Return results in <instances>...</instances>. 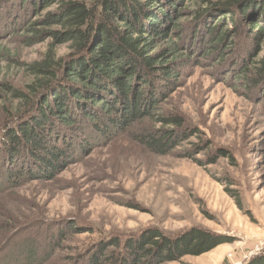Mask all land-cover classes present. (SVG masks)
<instances>
[{"label": "trees", "instance_id": "16d2710c", "mask_svg": "<svg viewBox=\"0 0 264 264\" xmlns=\"http://www.w3.org/2000/svg\"><path fill=\"white\" fill-rule=\"evenodd\" d=\"M49 7L20 27L24 46L48 42L39 59L21 62L0 51V193L51 180L118 134L134 133L154 153H168L189 136L200 135L181 113L161 105L195 50L206 48L203 56L214 55L218 62H225L235 47L244 56L255 53L252 58L262 52L264 0H20L16 10L35 16ZM9 11L3 17L9 18ZM17 16L12 25L0 22L1 28H19ZM63 45L67 52L58 54ZM8 61L20 65L26 82L16 84L1 75V64ZM251 62L243 64L239 77L257 96L264 93V52ZM156 123L161 127L155 128ZM230 194L241 208L238 195ZM9 227L6 218L0 219V242ZM92 233L87 264L104 258L107 264H159L174 260L177 255L170 251L182 246L181 238L153 228L128 241L108 233L97 239ZM191 236L180 254L199 255L225 242L222 235L216 239L202 231ZM34 245L15 246L7 263L39 264ZM244 264H264V253Z\"/></svg>", "mask_w": 264, "mask_h": 264}, {"label": "rangeland", "instance_id": "374dc122", "mask_svg": "<svg viewBox=\"0 0 264 264\" xmlns=\"http://www.w3.org/2000/svg\"><path fill=\"white\" fill-rule=\"evenodd\" d=\"M19 7L20 0L0 2V22L12 25L19 15V28L0 26V51L27 63L39 59L48 42L24 46L20 27L52 7L35 16L26 10L18 14ZM8 11L9 18L3 17ZM260 48L252 58L255 53L244 56L235 47L225 62L204 57V47L195 50L178 86L161 105L181 113L200 135L189 136L168 153H154L134 133L118 134L51 180L0 193V219L11 223L0 242V264H10L15 246L35 243L39 264H87L92 231L97 239L108 233L128 241L145 228L181 238L182 246L169 253L177 257L159 264H244L264 253V93L248 91L239 77L244 63L262 55L264 40ZM67 50L59 46L57 53ZM1 75L16 84L26 82L13 62L1 64ZM230 193L238 195L241 208ZM194 231L216 239L222 235L225 242L199 255L180 254Z\"/></svg>", "mask_w": 264, "mask_h": 264}]
</instances>
